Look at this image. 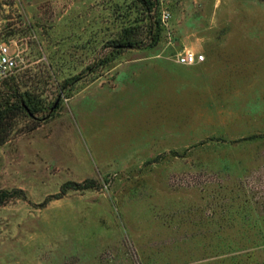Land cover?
Segmentation results:
<instances>
[{
    "label": "rangeland",
    "instance_id": "1",
    "mask_svg": "<svg viewBox=\"0 0 264 264\" xmlns=\"http://www.w3.org/2000/svg\"><path fill=\"white\" fill-rule=\"evenodd\" d=\"M153 2L0 0L45 100L0 145V264H264V0Z\"/></svg>",
    "mask_w": 264,
    "mask_h": 264
},
{
    "label": "trees",
    "instance_id": "2",
    "mask_svg": "<svg viewBox=\"0 0 264 264\" xmlns=\"http://www.w3.org/2000/svg\"><path fill=\"white\" fill-rule=\"evenodd\" d=\"M143 11H150L153 6V0H136ZM113 46L118 49L133 48L138 41L134 38L133 28H127L120 38L114 40ZM24 73L19 72L18 65L12 72L0 79V145L13 138V134L7 132L6 126L11 125L12 121L22 118L31 120L32 123L22 130H17L14 134L18 135L29 132L40 126L44 118H35L37 113L45 109V100L41 98V94L37 93L35 88L27 86L23 80ZM53 106L56 107L55 102ZM67 188H86L85 183L66 182L61 190L65 192ZM23 195L21 189H4L0 188V205L4 204L13 197ZM54 198L60 197V193L55 194Z\"/></svg>",
    "mask_w": 264,
    "mask_h": 264
},
{
    "label": "built area",
    "instance_id": "3",
    "mask_svg": "<svg viewBox=\"0 0 264 264\" xmlns=\"http://www.w3.org/2000/svg\"><path fill=\"white\" fill-rule=\"evenodd\" d=\"M170 16L168 11H163L161 18L163 20L168 19ZM178 62L182 64L191 65L196 62L202 61L204 55L200 52H195L191 49H183L178 53ZM16 60L10 56L7 47L5 45L0 46V79L10 74L16 67Z\"/></svg>",
    "mask_w": 264,
    "mask_h": 264
}]
</instances>
